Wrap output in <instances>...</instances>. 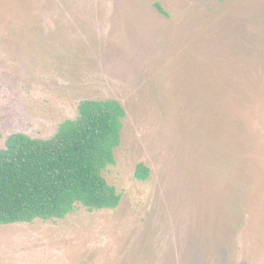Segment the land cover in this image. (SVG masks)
<instances>
[{
    "label": "rangeland",
    "instance_id": "rangeland-1",
    "mask_svg": "<svg viewBox=\"0 0 264 264\" xmlns=\"http://www.w3.org/2000/svg\"><path fill=\"white\" fill-rule=\"evenodd\" d=\"M108 97L120 204L0 224V264H264V0H0V148Z\"/></svg>",
    "mask_w": 264,
    "mask_h": 264
},
{
    "label": "trees",
    "instance_id": "trees-1",
    "mask_svg": "<svg viewBox=\"0 0 264 264\" xmlns=\"http://www.w3.org/2000/svg\"><path fill=\"white\" fill-rule=\"evenodd\" d=\"M155 5L166 13L159 2ZM126 116L120 100L91 98L81 101L77 116L63 120L51 137L9 134L0 148V224L64 218L77 204L116 208L122 193L104 172L116 162ZM149 174L140 162L136 176Z\"/></svg>",
    "mask_w": 264,
    "mask_h": 264
}]
</instances>
